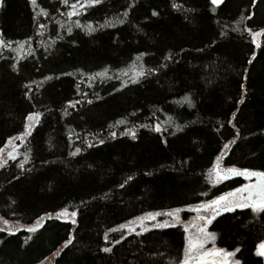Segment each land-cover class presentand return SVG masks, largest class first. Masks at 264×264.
Listing matches in <instances>:
<instances>
[{"label": "trees", "instance_id": "trees-1", "mask_svg": "<svg viewBox=\"0 0 264 264\" xmlns=\"http://www.w3.org/2000/svg\"><path fill=\"white\" fill-rule=\"evenodd\" d=\"M81 4L0 6V149L16 138L0 167V264L55 252L53 264H173L184 255L181 226H118L241 185L209 179L229 142L225 166L264 171V35L258 46L252 35L264 29V0ZM209 229L217 246L241 249V264H264V213H221Z\"/></svg>", "mask_w": 264, "mask_h": 264}, {"label": "snow or ice", "instance_id": "snow-or-ice-1", "mask_svg": "<svg viewBox=\"0 0 264 264\" xmlns=\"http://www.w3.org/2000/svg\"><path fill=\"white\" fill-rule=\"evenodd\" d=\"M63 2L66 5L68 4V0H63ZM101 2L102 0H88V4H81V7L95 6L97 4H100ZM210 2L212 5H220L223 3V0H210ZM31 3L35 5L37 3V0H31ZM0 6H3V0H0ZM70 6L73 9V11L69 13V15H77V12L75 11V9L77 8V4L74 3V4H71ZM173 7H178V6L176 4H173ZM41 12L45 16L48 15V12L44 11L43 9L41 10ZM152 15L155 16V15H158V13L153 12ZM119 22L123 23L122 20ZM40 27L44 28L45 25H40ZM88 30L90 32L95 31V29L92 28L91 26H89ZM70 31L71 29L69 28V32ZM251 31L252 30L249 29V32ZM260 35H264V29H262L260 32L253 33L254 37L260 36ZM0 45H4L3 40H0ZM4 46H7V45H4ZM171 58L172 57L170 54L168 57H166V59H171ZM136 59L140 60V57L138 56ZM249 63H251V61H249ZM107 71L108 70L105 69L103 72L98 73V75H101V76L107 75ZM144 75H145V72L143 70L137 71L136 79H133V83H135L139 77L144 76ZM184 100L191 105L192 101L190 97L186 96ZM241 103H243V101H241ZM72 106L74 107V105ZM40 115H41L40 113L30 114L28 116V120L39 122ZM233 118H235V114H233ZM120 123H124V121H120ZM142 127H146V126L142 125ZM30 128H31V124L29 125V129ZM155 130L159 132L161 129L159 126H157ZM27 134H30V132ZM129 134L133 138H135V135H136L135 131L130 129ZM111 135L115 137L116 134L113 132ZM12 139H16V138H12ZM11 143H12V140H9V144ZM100 143L103 144L104 141L101 140ZM91 146L92 145L90 144L89 147ZM225 148H228V145H225ZM2 152L3 150L0 149V153ZM8 155L14 158L11 152L8 153ZM219 159L220 158L218 157L216 168L209 173L210 177H212L214 174L215 176L214 183H219L222 179L226 180L229 178L230 175L243 176L248 180H251L253 177H256L257 182L246 184L241 188H237L234 192L226 193L222 196L217 197L214 200L209 201L206 204L194 206L191 210L198 214L201 213V211L204 209H213L212 216L211 218L207 216H202V215L198 216L200 220L206 221L205 226L200 227L198 225H193V227H197L198 235L195 238L191 236L187 238V246L184 249L183 258L176 262H173V264H241V261L239 259H230V258L235 257L236 254L241 251L239 247L235 248V250L231 252L225 249H218L215 246H213L211 249L206 248V245L209 243V241H211L214 245L215 239H216L215 233L207 232L206 227L207 225L212 223V221L216 218L217 215L220 214L219 212L220 208H223L224 211H235L236 208H251L254 212L264 213V171H254V170H249V169L241 170V169H237L233 167V168L226 169L222 172L219 168ZM0 167H3V163H0ZM129 179H131V177H129ZM121 187H123V185H121ZM245 192L247 193V196L238 195V194L245 193ZM229 198H232V199H229ZM181 211L182 209L177 208V209L168 211L166 213H161V212L148 213L147 218L155 220L157 216L167 215L169 217L174 218L176 222H179L180 221L179 214ZM63 214L67 215V209L63 210ZM59 215L60 214H58V216ZM71 215L75 216L76 213L73 212ZM49 218H51L50 214H49ZM41 219H44V218L41 217ZM138 219L142 222L144 217H140ZM4 223L7 224L8 221L5 220ZM72 223L75 224L76 221L72 220ZM126 226L127 225H121L120 227L123 228ZM175 226H176L175 224H169L168 222H164V223H160L156 225V227H160V228L175 227ZM27 230L29 232H35L37 229L35 227H29ZM117 230L118 229H112L111 231H117ZM144 230L148 231L147 228H145ZM0 231H3V229H0ZM185 231L186 232L188 231L187 227H185ZM105 239H107V235H105ZM0 243H3V241H0ZM71 243H72V240L69 239L68 241L65 242L64 247H67ZM116 243H119V241H116ZM103 251L111 252L112 248L105 247L103 248ZM257 255L264 256V242H262L258 246Z\"/></svg>", "mask_w": 264, "mask_h": 264}, {"label": "rangeland", "instance_id": "rangeland-1", "mask_svg": "<svg viewBox=\"0 0 264 264\" xmlns=\"http://www.w3.org/2000/svg\"><path fill=\"white\" fill-rule=\"evenodd\" d=\"M253 33H257V32H253ZM253 33H252V35H253ZM260 37H261V35L260 36H255V37L253 36V40H254V43H255L256 46H258L260 44ZM227 145H228V148H225L223 150V152L219 155V158H220L219 159V168H220V170L222 172L224 170H226V169L233 168V167H235L237 169H241V170H243V169H249V170H254V171H261V170H257V169L243 168V167H237V166H225V164L223 163V158L228 153V151H229L232 143L229 142ZM13 148H14V139L12 140V143L11 144L8 143L2 149L3 152L0 153V163H3L4 157L7 158L9 156L8 153H10L13 150ZM216 166H217V160L215 161L213 167L210 169V172L212 170H214L216 168ZM237 177L243 178L244 179V182L241 185H239L238 187H236V188H234L232 190H229V191H227V192H225V193H223V194H221L219 196H222V195H224L226 193H229V192H234L237 188H241V187H243L246 184L256 183L257 182V178L256 177H253L251 180H248V179H246L243 176L230 175L228 179L237 178ZM209 179H210V181L212 183H214V180H215L214 174H213L212 177H210V175H209ZM228 179H226V180H228ZM223 181H225V179H222L219 183H221ZM219 183H214V184H219ZM238 195L247 196V193L245 192V193H241V194H238ZM219 196H217V197H219ZM217 197H215V198H213L211 200H214ZM229 199H232V198H229ZM211 200H209V201H211ZM209 201H205V202L198 203V204H195V205H190V206H185V207H179V209H182V211L179 214L180 215V221L179 222H176L174 220V218L169 217L167 215L157 216L155 220H152V219H148L147 218V214L148 213H157V212L166 213L168 211L173 210V209H167V210H159V211L147 212L145 214L139 215L137 217H134V218L128 220L127 222H124V223L120 224L118 226V228H121L120 227L121 225H127L126 227H123L121 229L122 230L126 229V232L127 233H130L128 231H133V229H134L133 232H138V231H144L145 228H147L148 230L160 228V227H156V225L157 224H160V223H164V222H168L169 224H175L176 226H181L184 229V231H185V227H187L188 228V231L187 232L185 231V240H186L185 247H186L187 246V238L189 236L195 238L198 235L197 227H193V225H198L200 227H203L206 224V221L200 220L198 218V216H201L202 215V216H207V217L211 218L212 211H213V209H204V210L201 211V213L198 214V213L192 211L191 209L194 206H199L201 204H206ZM222 203H224V202H222ZM174 209H177V208H174ZM236 209H240V208H236ZM219 212L221 214V213H225V212H229V211H224L223 208H220L219 209ZM140 217H144V219H143L142 222L138 219ZM10 225L12 227H15L18 224L11 222ZM210 225L211 224L207 225L206 230H207V232L212 233L210 231V229H209ZM262 242H264V239L258 244V246ZM213 246H215L218 249H224V248L219 247V246L216 245V239H215V244L214 245H213V243L211 241H209V243L206 245V248L211 249ZM225 250H227V249H225ZM257 250H258V247H257ZM227 251L231 252V251H234V250H227ZM56 255H57V252L53 253L52 255H50L49 257H47L46 259L42 260L41 262H39L37 264H53ZM263 258H264V256H263ZM230 259H237V258L235 256V257L230 258Z\"/></svg>", "mask_w": 264, "mask_h": 264}]
</instances>
